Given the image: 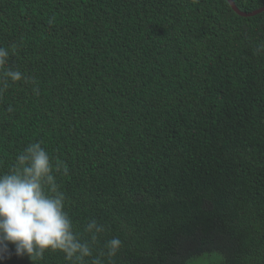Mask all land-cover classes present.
Here are the masks:
<instances>
[{
  "label": "trees",
  "instance_id": "trees-1",
  "mask_svg": "<svg viewBox=\"0 0 264 264\" xmlns=\"http://www.w3.org/2000/svg\"><path fill=\"white\" fill-rule=\"evenodd\" d=\"M253 41L264 11L228 0H0V46L16 45L11 66L39 82V95L17 83L0 96V162L43 141L69 167L74 223L95 217L122 239L117 264H264Z\"/></svg>",
  "mask_w": 264,
  "mask_h": 264
},
{
  "label": "clouds",
  "instance_id": "clouds-1",
  "mask_svg": "<svg viewBox=\"0 0 264 264\" xmlns=\"http://www.w3.org/2000/svg\"><path fill=\"white\" fill-rule=\"evenodd\" d=\"M249 47L254 57L264 58V41ZM16 54V45L0 46V96L17 83L30 85L39 95V82L11 66ZM7 110L12 112V106ZM68 174L67 163L50 155L40 140L26 144L10 165L0 162V264L13 257L39 264L50 254H61L65 264H117L122 239L109 238L108 226L95 217L77 226L69 214L63 190ZM212 260L203 255L186 264Z\"/></svg>",
  "mask_w": 264,
  "mask_h": 264
},
{
  "label": "water",
  "instance_id": "water-1",
  "mask_svg": "<svg viewBox=\"0 0 264 264\" xmlns=\"http://www.w3.org/2000/svg\"><path fill=\"white\" fill-rule=\"evenodd\" d=\"M228 1H229L230 5L232 6V8H233L237 13H239V14H241V15H244V16H250V15H254V14H256V13H259V12H261V11H264V6H262V7L258 8V9H256V10H253V11H250V12H246V11L241 10V9L237 6V4H236V2H235L234 0H228Z\"/></svg>",
  "mask_w": 264,
  "mask_h": 264
},
{
  "label": "rangeland",
  "instance_id": "rangeland-1",
  "mask_svg": "<svg viewBox=\"0 0 264 264\" xmlns=\"http://www.w3.org/2000/svg\"><path fill=\"white\" fill-rule=\"evenodd\" d=\"M203 255H208L209 257H212V263H215L218 260V255L217 254H203ZM201 255V256H203Z\"/></svg>",
  "mask_w": 264,
  "mask_h": 264
}]
</instances>
